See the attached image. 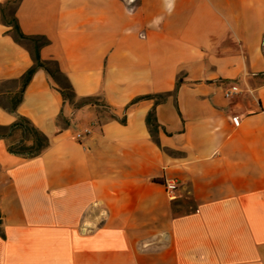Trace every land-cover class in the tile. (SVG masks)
<instances>
[{"label": "crops", "instance_id": "0c3cea01", "mask_svg": "<svg viewBox=\"0 0 264 264\" xmlns=\"http://www.w3.org/2000/svg\"><path fill=\"white\" fill-rule=\"evenodd\" d=\"M15 17L74 99L37 69L0 106L48 138L32 157L0 138V264H264V0H19ZM8 29L0 83L33 63ZM146 94L162 99L131 102Z\"/></svg>", "mask_w": 264, "mask_h": 264}, {"label": "trees", "instance_id": "16d2710c", "mask_svg": "<svg viewBox=\"0 0 264 264\" xmlns=\"http://www.w3.org/2000/svg\"><path fill=\"white\" fill-rule=\"evenodd\" d=\"M18 2L19 0H6L4 2H0V18L2 24L9 28L8 33L12 36L13 40L22 45L29 52L33 63L18 79L8 80L17 82V86L14 91L8 94L7 104L0 102V106L8 111L14 112L22 100L25 87L37 69H43L46 71V73L55 82H57V84H59L60 78L63 79L64 85H60L58 90L60 91L63 100L72 101L74 99V93L72 92L66 77L60 72L58 66L52 61H44L40 58L39 49L44 43H46V39L41 36L27 35L21 31L15 17V8ZM11 5H13L12 8ZM7 9H10V13H7ZM153 97L155 98L156 103L162 99L161 95L146 94L135 97L131 102ZM88 102L94 103V100L91 98L82 99L76 104V106L83 105ZM145 121L151 136L156 141L158 125L156 123L154 107L148 111ZM120 122L124 123L125 118H121ZM16 130L21 132L22 137L16 142L7 144V150L11 153L24 157H32L42 152L48 144V138L38 128H36L28 118L22 115H18L16 120L10 125H0V138H6ZM154 181L158 183L163 182L161 179H154Z\"/></svg>", "mask_w": 264, "mask_h": 264}, {"label": "built area", "instance_id": "2783aa9c", "mask_svg": "<svg viewBox=\"0 0 264 264\" xmlns=\"http://www.w3.org/2000/svg\"><path fill=\"white\" fill-rule=\"evenodd\" d=\"M239 91H240V89L236 83H230L223 90V94H224V97L230 98L233 95L237 94ZM232 120H233V123L235 125L238 124L236 117H233ZM95 124H97V122H92V123H90V125L86 126L81 131H77L76 133H74V138L76 140H81L86 134H88L90 132L91 127L94 126ZM175 188H176V186L174 183L166 184V192L168 193V196L171 199L176 197Z\"/></svg>", "mask_w": 264, "mask_h": 264}, {"label": "rangeland", "instance_id": "374dc122", "mask_svg": "<svg viewBox=\"0 0 264 264\" xmlns=\"http://www.w3.org/2000/svg\"><path fill=\"white\" fill-rule=\"evenodd\" d=\"M13 5H11V8H12ZM7 13H10V9H7ZM59 86H63L64 85V80L63 79H59ZM17 86V82H14V81H3L0 83V102L3 103V104H7V101H8V94L12 91H14L15 87ZM10 139L12 138H16V139H20L22 137V134L21 132L18 134V133H12L11 135H9Z\"/></svg>", "mask_w": 264, "mask_h": 264}]
</instances>
